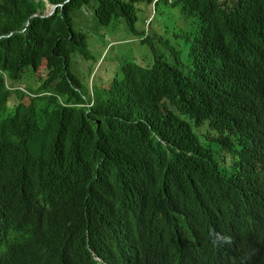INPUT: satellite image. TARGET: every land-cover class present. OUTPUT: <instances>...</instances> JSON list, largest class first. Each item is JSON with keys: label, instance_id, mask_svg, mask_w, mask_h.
I'll use <instances>...</instances> for the list:
<instances>
[{"label": "trees", "instance_id": "trees-1", "mask_svg": "<svg viewBox=\"0 0 264 264\" xmlns=\"http://www.w3.org/2000/svg\"><path fill=\"white\" fill-rule=\"evenodd\" d=\"M68 1L0 0V264H264V0H96L147 63L93 94ZM162 2L195 39L138 30Z\"/></svg>", "mask_w": 264, "mask_h": 264}, {"label": "rangeland", "instance_id": "rangeland-1", "mask_svg": "<svg viewBox=\"0 0 264 264\" xmlns=\"http://www.w3.org/2000/svg\"><path fill=\"white\" fill-rule=\"evenodd\" d=\"M143 5L146 4H142L140 8H142ZM97 7V1L93 0L91 6L85 7L74 14L75 29L78 32L87 35L90 49L93 52L95 58L98 59L96 62L87 61L78 53L73 56V72L78 76L85 88L88 86L90 87L91 94H93L92 88L98 83H100L99 88H109L113 80L112 75L115 73V71H117L119 67L124 66L126 62L133 61L135 54L137 56V60L141 64L144 65L147 63V60L144 59L147 48L142 45L141 40L135 37L133 34H127L128 36H125L126 33L124 30H121L118 33L113 32L115 27L114 25L109 27L100 25L96 17ZM179 11L180 10L178 8L167 5L166 2H162L159 6L158 16L157 8H155L154 5H152V8H147V11L145 12H143L141 9L139 12V22L137 25L138 30L145 28L147 31L146 24L148 22V28H150V31H152V26L150 24L155 21V19L162 22L165 20V23L169 28L174 29V32H176L177 35H182L180 42L186 41L187 39V41H192L198 35V20H195L194 18L188 19L180 14ZM181 18H183L186 22L180 21L179 19ZM166 25H163L164 29ZM155 26L156 23H154L153 28H155ZM125 29L127 32L128 29L126 26ZM164 29L162 26H159L155 31H158L161 37H163L168 33L167 30L165 29V32ZM133 38H135V40L137 39L135 43L132 42ZM158 42L159 41H156L155 43ZM107 44L108 46H106ZM159 45L162 46L161 44ZM165 50H167V47H165ZM181 61L183 62V66L186 67L185 71L188 72L191 62L187 52L182 54ZM171 63L175 64L176 60ZM117 64H119L118 67ZM43 70L45 73H47L46 66L43 67ZM31 73V69L26 70L24 73V79L13 83V85L20 88L24 87L28 90L30 89L31 85H39L36 84V80L39 79V77L35 76L36 80H34V77L31 75ZM26 100H28V97Z\"/></svg>", "mask_w": 264, "mask_h": 264}, {"label": "water", "instance_id": "water-1", "mask_svg": "<svg viewBox=\"0 0 264 264\" xmlns=\"http://www.w3.org/2000/svg\"><path fill=\"white\" fill-rule=\"evenodd\" d=\"M46 1L48 2V9H47L48 11L46 10L47 12L43 16H51L57 11V9L60 6V4H52V3L49 2V0H46ZM36 15H39V13L35 14L34 16H36Z\"/></svg>", "mask_w": 264, "mask_h": 264}, {"label": "clouds", "instance_id": "clouds-1", "mask_svg": "<svg viewBox=\"0 0 264 264\" xmlns=\"http://www.w3.org/2000/svg\"><path fill=\"white\" fill-rule=\"evenodd\" d=\"M170 1H172V0H170ZM154 7L156 8V5H154ZM48 9V8H47ZM199 31H200V25H199ZM199 31H198V34H199ZM198 36V35H197ZM196 36V37H197ZM195 37V38H196ZM191 42V41H190ZM16 88H20V87H16ZM22 88H24V87H22ZM25 91H27L28 92V89L27 88H25ZM232 169V168H231ZM216 238H217V240L218 241H225V239H226V237L225 236H223V235H220V234H218L217 236H216Z\"/></svg>", "mask_w": 264, "mask_h": 264}, {"label": "bare ground", "instance_id": "bare-ground-1", "mask_svg": "<svg viewBox=\"0 0 264 264\" xmlns=\"http://www.w3.org/2000/svg\"><path fill=\"white\" fill-rule=\"evenodd\" d=\"M188 258H189V256H188ZM189 262V261H188Z\"/></svg>", "mask_w": 264, "mask_h": 264}]
</instances>
